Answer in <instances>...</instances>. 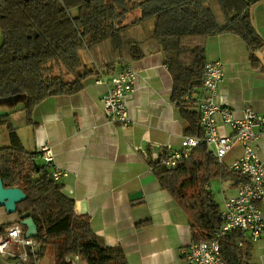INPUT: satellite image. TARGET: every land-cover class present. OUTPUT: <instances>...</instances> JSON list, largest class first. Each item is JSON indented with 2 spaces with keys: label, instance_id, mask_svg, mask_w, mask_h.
<instances>
[{
  "label": "trees",
  "instance_id": "obj_1",
  "mask_svg": "<svg viewBox=\"0 0 264 264\" xmlns=\"http://www.w3.org/2000/svg\"><path fill=\"white\" fill-rule=\"evenodd\" d=\"M259 1L0 0V87L4 93L25 94L22 110L30 120L46 98L75 94L87 78L115 73L120 64L162 50L173 80L171 100L188 124L185 134L201 136L199 115L188 96L203 84L208 39L240 36L252 66L264 72L257 55L264 40L251 18V7ZM0 125H6L10 141L0 148V176L5 187L25 191L16 212H30L38 226V257L28 264H41L49 251L53 264H64L70 256L86 264H129L122 248L102 245L89 216L76 213L63 184L51 180L47 167L25 149L9 113L0 115ZM151 164L190 218L192 241L216 238L222 217L210 181L232 178L239 186L245 178L221 165L204 143L174 169L159 161ZM239 239L237 231L220 238L228 264H248Z\"/></svg>",
  "mask_w": 264,
  "mask_h": 264
},
{
  "label": "crops",
  "instance_id": "obj_2",
  "mask_svg": "<svg viewBox=\"0 0 264 264\" xmlns=\"http://www.w3.org/2000/svg\"><path fill=\"white\" fill-rule=\"evenodd\" d=\"M251 18L264 40V0L251 7ZM257 55L264 65V46ZM206 56L207 62H224L225 77L218 95L226 97L234 115L241 117L245 106L252 105L264 116V72L252 66L244 40L233 33L212 36ZM127 66L135 70L136 79L127 101L132 122L123 126L106 120L101 98L112 86L111 77ZM115 71L87 78L75 94L46 98L35 107L30 120L24 112L21 125L13 122L6 106H0V115L10 114L25 149L35 153L37 161L42 159L40 165L49 172L52 167L39 148L45 143L52 146L54 163L66 172L63 194L74 200L76 213L89 216L102 245L122 248L129 264H188L181 251L193 243L192 222L151 164L163 145L180 148L188 126L171 100L173 80L164 52L152 50L140 60L118 65ZM99 79L103 82L98 83ZM200 91L201 87L189 96L195 98ZM191 109L196 111L194 102ZM217 122L222 134H232L220 115ZM259 139L258 150L264 159V130ZM8 145L6 125H0V148ZM241 154L242 146L235 143L219 163L230 170L231 162ZM210 189L221 210L224 199L235 193L238 185L232 178L215 177ZM261 206L264 212V199ZM20 216L0 207V234L21 223ZM240 248L248 264H264V236L245 241ZM12 259L15 264L17 258ZM80 259L66 258L86 264Z\"/></svg>",
  "mask_w": 264,
  "mask_h": 264
},
{
  "label": "built area",
  "instance_id": "obj_3",
  "mask_svg": "<svg viewBox=\"0 0 264 264\" xmlns=\"http://www.w3.org/2000/svg\"><path fill=\"white\" fill-rule=\"evenodd\" d=\"M224 77L223 61L207 62L201 91L195 98L189 96L199 115L202 135L184 136L180 148L165 144L154 159L162 166L174 169L204 143L213 155L223 162L235 143L242 146V154L231 162L229 168L246 181L239 184L235 193L224 199L220 212L222 227L216 238L193 242L182 249V257L188 264H228L221 254L220 238L228 237L233 232L237 231L242 235V239L237 243L240 247L245 241H258L264 236V212L261 206L264 199V159L258 150L259 138L264 130V116L252 105H247L242 116L236 117L226 97L218 95V88ZM135 79L136 72L129 66L111 77L112 86L101 98L108 122L123 126L132 122L127 101L135 90ZM97 82L102 83L103 80L99 79ZM218 115L222 117L223 123L231 128L232 134H222L219 131ZM39 153L52 167L50 179L62 183L66 172L54 163L55 153L52 146L42 144ZM17 245L22 247V251L14 250ZM39 245L37 238L26 236V231L20 223L11 225L0 234V254L17 258L15 264H26L31 257L37 258ZM68 264L74 263L71 260Z\"/></svg>",
  "mask_w": 264,
  "mask_h": 264
},
{
  "label": "rangeland",
  "instance_id": "obj_4",
  "mask_svg": "<svg viewBox=\"0 0 264 264\" xmlns=\"http://www.w3.org/2000/svg\"><path fill=\"white\" fill-rule=\"evenodd\" d=\"M73 12L77 13V9L73 10ZM1 41L2 40L0 39V44L2 43ZM3 89H4L3 87L2 88L0 87V106H6L5 108L8 111H11L12 113L13 122L15 121L16 125H21L25 117L24 110H22V106H23L26 96L25 94L19 93V92L7 94L3 92L4 91ZM40 160H38L37 162L39 164L43 163V160L42 159ZM216 186L217 185L213 183L212 187L215 188ZM14 250L20 252L22 251V247L17 245L14 248ZM41 260H40L41 264H53L54 263L53 253L51 251L47 252V255L45 256V258H42ZM80 261L82 262V259H80ZM28 263L29 262H27L26 264ZM0 264H14V259L0 254Z\"/></svg>",
  "mask_w": 264,
  "mask_h": 264
},
{
  "label": "water",
  "instance_id": "obj_5",
  "mask_svg": "<svg viewBox=\"0 0 264 264\" xmlns=\"http://www.w3.org/2000/svg\"><path fill=\"white\" fill-rule=\"evenodd\" d=\"M26 197L27 194L20 187H5L3 179L0 176V207H4L7 213H15L17 211V203L25 200ZM20 218V224L26 226V236L37 238L38 226L31 217L30 212L23 213ZM70 261L71 260H65L64 264H68Z\"/></svg>",
  "mask_w": 264,
  "mask_h": 264
},
{
  "label": "flooded vegetation",
  "instance_id": "obj_6",
  "mask_svg": "<svg viewBox=\"0 0 264 264\" xmlns=\"http://www.w3.org/2000/svg\"><path fill=\"white\" fill-rule=\"evenodd\" d=\"M39 247H40V245H39ZM17 261V260H16Z\"/></svg>",
  "mask_w": 264,
  "mask_h": 264
}]
</instances>
